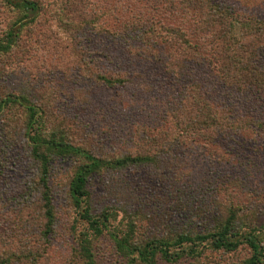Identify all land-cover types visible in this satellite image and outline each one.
<instances>
[{
	"label": "rangeland",
	"instance_id": "1",
	"mask_svg": "<svg viewBox=\"0 0 264 264\" xmlns=\"http://www.w3.org/2000/svg\"><path fill=\"white\" fill-rule=\"evenodd\" d=\"M82 1L77 10L84 11L87 21L79 19L78 24L84 28L67 32L62 41L57 33V23L49 14L52 0H43L47 10L40 24L35 26L36 31L26 29L29 31L25 30L23 37L27 41L24 38L25 43L13 54L0 55V98L6 92L37 94L58 118H76L80 124L75 134L76 145L104 160L127 153L137 154L138 141L131 138L135 132L140 133V137L146 135L142 140L155 137L159 140L160 131L168 132L164 142L171 143L169 157L158 150L160 158L155 163L107 171L92 178L91 213L100 216L107 209H113L119 213L118 222L123 216L120 206L128 204L133 212L139 211L141 217H148L142 224L146 228L142 227L140 232L148 229L149 234L166 235L169 230L165 229L170 222L201 230L212 227L223 214L224 202L232 201L257 224L263 223V133L224 136L223 140L210 143L195 142L193 138L179 141L172 132L176 131L175 122L165 119L181 99L178 93L188 81L185 80L183 85L178 81L177 86H172L173 78L166 77L163 66L166 61L144 59L137 65L138 61L132 58L127 72L121 69L122 75L119 74L128 77L127 84L113 89L102 86L96 74L102 69H112L111 65L115 64L96 56V52H101L98 24L122 26L128 20H136L140 13L153 11L155 14L156 3ZM219 1L245 20H264V0ZM61 2L54 4L55 7L58 8ZM77 10L71 17L77 16ZM97 16L101 18L99 23ZM5 21L1 11L0 35L2 27L8 28ZM123 59L125 64V57ZM229 93L216 99H222L220 103L223 104L224 99L229 102L240 97L233 91ZM15 109L17 107L13 111ZM262 115L264 121V110ZM1 117L0 127L13 120L11 116ZM18 131L20 134L21 130ZM18 135L14 137L9 133L7 143L0 140V263L9 260V264H85L78 253V238L88 230V225L81 220L68 193V183L78 161L75 158L59 159L53 166L50 185L57 217L51 238L44 240L41 229L44 220L39 214L36 216L33 203L24 207V202L19 199L37 179V169L26 140ZM147 149L154 154V147ZM176 195L182 199L178 205L174 203ZM255 196L263 200L255 202ZM205 211L213 213L206 218ZM93 242L99 264H128L115 252L108 236L93 238ZM249 250L248 246H241L230 254L204 255L199 260L188 259L176 264H243L250 255ZM160 264L165 263L161 261Z\"/></svg>",
	"mask_w": 264,
	"mask_h": 264
},
{
	"label": "trees",
	"instance_id": "2",
	"mask_svg": "<svg viewBox=\"0 0 264 264\" xmlns=\"http://www.w3.org/2000/svg\"><path fill=\"white\" fill-rule=\"evenodd\" d=\"M61 1L52 0L49 14L57 23V33L63 41L67 32L84 28L78 20L87 21V18L84 11L77 10L82 0ZM151 1L156 3L155 14L153 11L140 13L136 20H128L122 26L114 23L105 27L97 16L101 52H96V56L115 64L111 65L112 69H102L96 74L102 86L113 89L127 84L129 79L120 76L121 69H126V73L132 58L138 61L137 65L144 59L166 61L163 66L166 77L173 78L172 86H177L178 81L182 85L188 81L178 93L181 99H178L177 108L168 112L165 119L175 122L176 131L172 132L179 141L193 138L195 142L210 143L223 140L224 136L264 135V121L261 120L264 110V20H245L219 0H140V4ZM59 2L61 5L56 8L54 4ZM45 9L43 0H0V12L8 23V28L2 27L0 35L1 56L13 54L27 41L23 37L24 31H36L35 26L40 24ZM76 10L77 16L71 17ZM1 72L0 69V80ZM231 91L240 97L229 102L224 99L223 104L220 103L222 99H216ZM32 95L6 92L0 98V117H13L8 125L0 127V140L7 143L9 133L15 137L21 130L18 136L27 142L37 179L19 199L24 202V207L33 203L36 216L39 214L44 220L41 227L44 240L51 238L57 217L50 185L53 166L59 159L75 158L78 162L68 183V193L81 220L88 225V230L78 238V253L85 264H99L93 238L104 235L128 264H160L161 261L176 264L188 259L199 260L204 255L230 254L241 246L250 249L243 264H264V222L257 224L232 201L224 202V212L222 210L223 214L212 227L201 230L170 222L165 229L169 230L166 235L149 234L148 229L140 232L145 227L142 226L144 218L148 220V217H141L139 211L133 212L128 204L120 206L123 216L118 222L119 213L113 209L94 216L89 205L92 178L107 171L155 163L160 158L158 150L169 157L172 146L164 142L168 132L160 131L159 140L157 137L142 140L146 135L140 137V133L135 132L131 138L138 141L137 154L127 153L104 160L76 145L75 134L80 125L76 118H58L37 94ZM14 107L17 110L13 111ZM148 146L154 147V154ZM255 199V202L263 200L256 196ZM180 200V195H176L174 203H182ZM212 213L205 211L206 218ZM9 263L7 260L0 264Z\"/></svg>",
	"mask_w": 264,
	"mask_h": 264
}]
</instances>
